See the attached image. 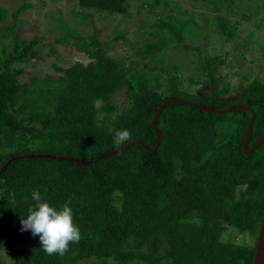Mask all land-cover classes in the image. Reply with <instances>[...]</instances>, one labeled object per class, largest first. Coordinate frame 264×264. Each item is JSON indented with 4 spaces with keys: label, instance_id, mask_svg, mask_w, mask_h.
Wrapping results in <instances>:
<instances>
[{
    "label": "trees",
    "instance_id": "16d2710c",
    "mask_svg": "<svg viewBox=\"0 0 264 264\" xmlns=\"http://www.w3.org/2000/svg\"><path fill=\"white\" fill-rule=\"evenodd\" d=\"M75 1L106 17L129 20L130 0ZM203 1L205 7L212 5L214 12L225 14L234 13L239 4L260 2L253 10L264 7V0ZM163 3L169 13L160 19L159 0L139 3L154 21L149 25L152 38L128 63L108 55L96 32L87 39L65 23L59 26L65 35L57 42L87 55L86 65L75 63L57 68L56 77L22 82V70L14 67L37 55L38 41L18 42L14 36L2 48L0 170L10 163L0 174V254L12 249L11 264H253L264 215V142L251 155L243 151L250 112L210 114L170 103L156 121L161 141L155 152L136 143L103 158L130 142L114 144L115 131L120 130L154 148L151 119L171 99L216 110L247 106L255 112L248 151L264 135L263 82L252 80L237 98L227 100L228 86L219 89L214 80L224 63L219 56L200 53L199 72L211 86L207 95L180 88L176 65L173 73L159 68L165 51L176 46L191 49L183 40L208 27L186 11L177 17L175 6ZM20 11L8 16L0 3L4 32L15 30ZM75 15L82 25L94 17L86 12ZM210 27L227 42L236 37L235 25L223 14H217ZM260 51L264 57L262 45ZM140 59L154 65L139 64ZM121 91L128 103L117 109L113 97ZM33 191L57 209L70 202L81 240L70 244L63 256L47 255L38 236L21 231V218L36 205ZM229 228L242 242L253 236V246L225 240Z\"/></svg>",
    "mask_w": 264,
    "mask_h": 264
},
{
    "label": "rangeland",
    "instance_id": "374dc122",
    "mask_svg": "<svg viewBox=\"0 0 264 264\" xmlns=\"http://www.w3.org/2000/svg\"><path fill=\"white\" fill-rule=\"evenodd\" d=\"M141 1L130 0L129 20L125 21L122 15L106 17L104 14L95 13L92 10L81 8L75 0H0L1 5L8 11V16L17 10H21L18 24L13 32H4V25L0 26V59L1 51L7 46L8 40L17 37L16 40L30 41L37 40L34 47L37 55L29 61L15 65L14 68L22 70L20 80L29 82L32 77L60 75L57 68L70 67L75 63L86 65L89 58L84 53L78 52L75 47L61 45L58 39L65 35V31L59 26L65 23L70 29L76 28L82 36L89 39L96 32V38L102 47L107 50L108 55L117 59H124L126 63L135 59L136 52L144 43L151 39L149 25L153 19L146 15V9L139 8ZM162 7L157 8L159 19L169 13V8L164 5V0H159ZM174 7V14L181 18L186 11L193 15L195 22L206 24L208 27L198 33L195 38L183 40V44L191 49L185 50L182 46L173 47L165 51L158 59L159 68H167L172 72V66H177L179 87L187 89L192 94H211V86L206 83V77L199 72L200 53L209 57L219 56L224 63L220 65V71L214 75V80L221 89L228 86L229 92L225 99L237 98L245 85L252 80H259L264 83V57L260 51V45L264 47V7L255 6L260 2L250 5L239 4L233 7L232 14L219 13L204 6L203 0H167ZM24 6H27L23 8ZM252 7V8H249ZM91 13L94 17L92 22L87 21L83 25L79 21L77 13ZM141 12V13H138ZM217 14H223L235 25L236 37L227 42L210 26ZM248 14V15H247ZM250 16V19L244 18ZM11 20L6 24H10ZM118 33L124 38H118ZM251 36V38H250ZM249 43L245 44V41ZM139 64L153 66L154 63L147 60H138ZM163 76L162 73H160ZM247 79V80H246ZM194 82H196L194 84ZM117 109L127 106L124 92H119L113 97ZM225 240L237 244H245L252 247L253 236L247 237L242 242L241 235L229 228L223 235ZM0 260L6 264L13 262V250L5 249L0 254ZM87 264V263H85Z\"/></svg>",
    "mask_w": 264,
    "mask_h": 264
},
{
    "label": "clouds",
    "instance_id": "9594fccd",
    "mask_svg": "<svg viewBox=\"0 0 264 264\" xmlns=\"http://www.w3.org/2000/svg\"><path fill=\"white\" fill-rule=\"evenodd\" d=\"M113 131L109 129L110 133ZM113 139L115 145H123L131 141L132 136L128 130H120L115 131ZM32 199L36 201V205L29 208L26 218H21V231L30 230L33 236H38L47 255H65L70 244L81 240V232L74 223L70 202L57 209L47 201L41 202L38 191H33Z\"/></svg>",
    "mask_w": 264,
    "mask_h": 264
},
{
    "label": "water",
    "instance_id": "95a60500",
    "mask_svg": "<svg viewBox=\"0 0 264 264\" xmlns=\"http://www.w3.org/2000/svg\"><path fill=\"white\" fill-rule=\"evenodd\" d=\"M170 103H177V104L187 105L189 107H192V108H195V109H198V110H201L203 112L210 113V114H225V113H229V112L235 111V110H241V111L250 112L251 116H250V119H249V122H248V126H247V134H246L245 140L243 142V151H244V153L246 155H251L255 151V149L264 142V135H263L260 138V140L257 141L252 146L250 151H248V144L250 142L251 135H252V126H253V122H254V119H255V112L251 108H249L247 106L233 105V106H230V107L222 109V110H216V109H211V108L204 107V106H201V105H197L195 103H192V102H189V101H186V100H173V99H171V100L164 101L159 106V108L156 110L155 114L153 115V117L151 119V125H152V128H153V130H154V132L156 134V137H157L156 138V144H155L154 148H152V149L147 148L141 140L135 139V140H132V141L128 142L127 144H125V145L113 150L112 152H109V153L105 154L103 156V158H109V157H111V156H113V155L125 150L129 146L134 145L136 143L140 144L148 152H152V153L155 152L158 149V147L160 145V141H161V134H160L159 129L157 128L156 121H157V118H158L159 113L161 112V110L166 105H168ZM31 157H33V156H27V158H31ZM38 157H49V155H38ZM59 159H63V158H59ZM65 159L68 160V161H71V162L85 164V162H83L81 160H78V159H74V158H65ZM9 163H10V161H8L1 168L0 174L3 173L6 170V168H7ZM253 264H264V215H263V219H262V222H261L258 239H257L256 245H255V253H254Z\"/></svg>",
    "mask_w": 264,
    "mask_h": 264
}]
</instances>
